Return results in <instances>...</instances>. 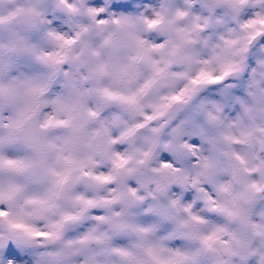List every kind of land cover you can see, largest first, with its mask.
Masks as SVG:
<instances>
[{
  "label": "snow or ice",
  "instance_id": "obj_1",
  "mask_svg": "<svg viewBox=\"0 0 264 264\" xmlns=\"http://www.w3.org/2000/svg\"><path fill=\"white\" fill-rule=\"evenodd\" d=\"M0 264H264V0H0Z\"/></svg>",
  "mask_w": 264,
  "mask_h": 264
}]
</instances>
